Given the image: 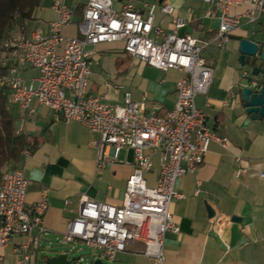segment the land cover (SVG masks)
<instances>
[{
	"label": "built area",
	"instance_id": "built-area-1",
	"mask_svg": "<svg viewBox=\"0 0 264 264\" xmlns=\"http://www.w3.org/2000/svg\"><path fill=\"white\" fill-rule=\"evenodd\" d=\"M75 1L84 5L77 24L80 37L63 33L72 24L75 13L65 0L52 5L56 20L50 24L47 35L41 30L15 26L0 45V66L9 70L0 77V89L9 92L10 105L18 108L17 134L24 133L34 114L33 103L37 102L63 121L81 123L95 136L98 169L118 164L122 150L134 151L133 171L123 204L116 206L81 196L77 217L61 235L62 244L81 242L97 253L96 260L115 263L130 245L141 243L144 256L154 264H166L165 236L168 232H179L170 213L173 200L180 197L176 192L177 181L199 170L212 144L230 154L237 165H250L227 137L219 136L207 126V116L197 108L196 98L208 94L215 73L205 50L212 45L224 49L242 20L251 25L259 23L264 17V0H204L220 14L216 37L206 41L179 35L187 20L176 16L167 2L146 4L144 15L132 2L118 12L113 9L112 0ZM156 10L173 17L171 32L154 26ZM115 43L123 44L126 54L144 65L183 74L176 84L177 99L172 110L148 115L145 102H134L130 93L124 95L123 105L90 94L97 48ZM27 69L38 72L28 83L22 76ZM243 78L250 80L251 88H257L258 81L249 71H244ZM104 86L108 90L121 89L109 82ZM234 97L236 94L231 92L229 98ZM151 107L160 109L155 103ZM156 154L160 158V171L152 187L145 174L153 169ZM25 156H29L28 151ZM258 175L264 180V171ZM200 185L198 182L197 196ZM27 189L23 168L0 173V250L15 236L27 239L14 251L21 257L16 264H27L31 250L36 255L41 237L49 232L44 226L49 207L46 192L38 202L28 205ZM0 264H3L1 253Z\"/></svg>",
	"mask_w": 264,
	"mask_h": 264
},
{
	"label": "crops",
	"instance_id": "crops-1",
	"mask_svg": "<svg viewBox=\"0 0 264 264\" xmlns=\"http://www.w3.org/2000/svg\"><path fill=\"white\" fill-rule=\"evenodd\" d=\"M58 0H43L35 13V19L25 23L30 30H41L44 35L56 20L52 5ZM62 1V0H61ZM64 1V0H63ZM75 11L72 24L63 29L67 36L80 37L77 24L82 17L75 0H65ZM113 9L121 11L127 3H134L144 15L146 4H160V0H112ZM175 9V15L187 20V26L179 35H189L199 41L214 39L220 28V14L204 0H165ZM49 4V5H48ZM84 6V5H83ZM245 6L240 8L242 11ZM209 14V15H208ZM35 25L32 27L31 25ZM154 26L166 32L173 29V17L160 10L155 12ZM247 38L264 42V17L255 25L242 20L224 49L216 45L205 50L204 55L214 67V78L206 96L196 98L197 108L206 114L207 126L216 134L227 137L234 149L250 162L248 167L237 165L233 157L217 144L210 146L203 165L195 174H187L176 183L175 198L170 213L179 232L165 236L166 264H264V180L258 172L264 171V123L251 120L242 104L245 82L239 63L240 43ZM89 92L112 104L123 105L124 95L146 105V114L153 115L172 110L176 104V84L183 76L178 70L159 71L130 57L123 44L98 46L93 59ZM150 68L155 79L145 76ZM34 69L23 71L28 83L36 78ZM118 84L120 90L106 89L105 83ZM236 98H229L230 93ZM122 103H118L119 98ZM227 101V103H225ZM159 106V111L151 107ZM9 109L18 116V108ZM34 114L27 121L24 134L35 146L29 156L25 152L19 168L25 170L28 181L27 204L32 205L46 192L48 211L44 226L45 256L55 241L66 231L70 221L77 217L80 197L85 195L97 201L120 206L125 198L133 163L128 162L129 150H122L119 163L97 168L95 136L81 123L66 122L55 113L33 103ZM20 122L17 123V129ZM153 169L145 174L148 184L156 185L160 171L159 155L153 156ZM200 182V194H195ZM208 209L212 216H209ZM239 221H233V218ZM36 233V231H35ZM27 239L15 236L0 250L3 264H16L20 259L17 250ZM143 244L135 243L117 258L118 264H154L143 255ZM39 251V250H38ZM27 264H40V254L33 255ZM42 254V255H43Z\"/></svg>",
	"mask_w": 264,
	"mask_h": 264
},
{
	"label": "trees",
	"instance_id": "trees-1",
	"mask_svg": "<svg viewBox=\"0 0 264 264\" xmlns=\"http://www.w3.org/2000/svg\"><path fill=\"white\" fill-rule=\"evenodd\" d=\"M43 0H0V45L10 36L16 25L35 19V13ZM84 6L77 9L83 16ZM8 68L0 66V77L8 74ZM9 92L0 89V173L19 168L25 151L34 149L33 142L24 133L17 134L18 116L8 108Z\"/></svg>",
	"mask_w": 264,
	"mask_h": 264
},
{
	"label": "water",
	"instance_id": "water-1",
	"mask_svg": "<svg viewBox=\"0 0 264 264\" xmlns=\"http://www.w3.org/2000/svg\"><path fill=\"white\" fill-rule=\"evenodd\" d=\"M165 0H160L162 4ZM264 42H257L247 38L241 40L239 63L242 68L249 66L250 74L258 81L256 89L250 87V80L242 90V104L247 116L254 121L264 123ZM134 151L128 152V162L133 163ZM209 216L212 212L208 209ZM233 221H239L234 217ZM46 264H82L81 256H76L74 250L51 248L45 256ZM89 264H105L102 260H94Z\"/></svg>",
	"mask_w": 264,
	"mask_h": 264
},
{
	"label": "rangeland",
	"instance_id": "rangeland-1",
	"mask_svg": "<svg viewBox=\"0 0 264 264\" xmlns=\"http://www.w3.org/2000/svg\"><path fill=\"white\" fill-rule=\"evenodd\" d=\"M49 5V4H48ZM35 25H38V24H34V25H31L32 27H35ZM244 71H249L250 72V67L249 66H246L243 68V73ZM145 76L148 77L149 79H155V74L152 72V69L150 68H146L145 69ZM242 77H243V74H242ZM244 79V78H243ZM244 82L246 84V80L244 79ZM123 101V98H119L118 100V103H122ZM7 169V168H5ZM44 237L45 235H43L41 237V240H40V249L38 251V253L40 254V264H44V261H43V256L46 251V249L44 248L45 246V241H44ZM44 246V247H43ZM53 248L55 249H64V250H74L75 251V255L76 256H81V262L82 264H89V262L91 261H94L97 259V253L90 250L89 248H87L83 243L81 242H77L75 244H72V245H64L62 244L61 242V237L58 241H55L52 245ZM43 254V255H42ZM105 264H118L117 261L115 263H105Z\"/></svg>",
	"mask_w": 264,
	"mask_h": 264
}]
</instances>
